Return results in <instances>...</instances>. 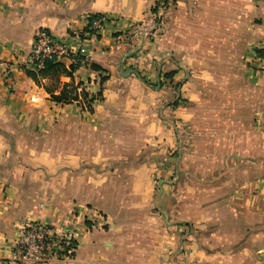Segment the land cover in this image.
<instances>
[{
	"label": "crops",
	"instance_id": "obj_1",
	"mask_svg": "<svg viewBox=\"0 0 264 264\" xmlns=\"http://www.w3.org/2000/svg\"><path fill=\"white\" fill-rule=\"evenodd\" d=\"M243 3L0 0V61L14 69L0 80V264H20L12 249L25 221L73 233L72 256L54 264H264V58L240 93L221 77L227 103L213 120L203 102L173 106L188 86L185 98L204 101L190 69H233L256 40L264 50ZM93 16L102 28L70 76H28L38 31L73 45ZM64 88L76 99L52 101ZM253 113L263 133L252 139ZM203 147L226 153L188 158ZM203 162L211 171H198Z\"/></svg>",
	"mask_w": 264,
	"mask_h": 264
},
{
	"label": "built area",
	"instance_id": "obj_2",
	"mask_svg": "<svg viewBox=\"0 0 264 264\" xmlns=\"http://www.w3.org/2000/svg\"><path fill=\"white\" fill-rule=\"evenodd\" d=\"M101 18L89 19L88 30L74 38V44L53 36L42 29L34 36L29 53L27 65L34 71L42 67L44 59L55 60L74 64L77 57L84 55V43L89 39H95L102 28ZM11 65L0 61V80L10 83L13 80ZM71 231H55L46 224L25 221L21 223L17 238L12 249V258L20 264H54L71 257L74 247Z\"/></svg>",
	"mask_w": 264,
	"mask_h": 264
},
{
	"label": "rangeland",
	"instance_id": "obj_3",
	"mask_svg": "<svg viewBox=\"0 0 264 264\" xmlns=\"http://www.w3.org/2000/svg\"><path fill=\"white\" fill-rule=\"evenodd\" d=\"M241 7L244 8L246 10L247 7L251 8V15H250V28H251V33L252 35H254V32L259 29L262 28L261 31H264V0H244V3L241 4ZM235 10H241L240 7L235 8ZM242 13V12H241ZM242 15H237V18L242 19ZM239 22L241 23L240 25H238V23H236L235 26V31L236 33L240 32V34H242L244 31L247 30V26L248 23L247 21H243L239 20ZM261 33V32H260ZM259 34V33H258ZM259 37V38H258ZM262 36L259 34L258 36H256V39H260ZM254 40V38H252L251 42ZM254 43H252L250 45L249 48H245L243 50H241L239 53H236L235 55V66L234 68H230V69H226V68H196V69H190V71H195V76L192 75V78L195 79L194 77H201L200 79L202 80V89L206 92V95L204 97V101H197V100H192L190 101L188 98H185L186 95L189 93L188 90H190V87L188 86L186 88V94H184L182 97L179 98V101L177 104L180 105V107L184 108V109H190L191 107L196 106L195 103L196 102H203V106L208 108L210 110V115H211V120H213L214 118L212 117V114H218V112H220L221 108H225L224 106H226L227 101H225L223 98V94L221 93L222 91H225V85L222 84L224 82H222L221 77H233L234 78V82L233 84H230L229 87L230 90H234L233 92L235 93H240L243 89V86H245L244 84V80L246 79V77H248V75L250 74V72L252 73V71H256L257 70V60L256 57L253 53L254 49H256V45L259 44L258 40L253 41ZM256 46V47H255ZM241 49V47H240ZM249 73V74H248ZM191 75V73H190ZM187 77H189V74H187ZM187 77L185 78L184 82L187 80ZM175 97V96H174ZM251 108H254V104H256V98H257V94L255 91L252 90L251 92ZM173 99V98H171ZM203 99V97H202ZM242 105V100H241V95L238 94L237 98L235 100V106L240 107ZM236 108V109H237ZM240 119V117H239ZM252 120V125L255 124L256 127V121L257 120V116L252 115L251 117ZM214 122V121H213ZM187 129V133L188 136H186V140L189 139H193L194 138V134L193 132H191L190 130H188V127H184ZM257 127L252 129V139L256 138L258 135L262 134L263 132H258L257 131ZM264 130V129H263ZM261 130V131H263ZM221 135H224V133L221 134V132H211V133H205V137H213V138H221ZM237 135V133H236ZM188 158L191 156H199L201 154H206V156H213V155H221L222 152L226 153L225 149H220V148H199V149H187L186 151ZM235 154L236 155H242V151L241 148H236L235 149ZM252 157L257 155V149L251 153ZM205 163V164H204ZM198 166L200 167V169L198 171L201 172L202 168H204L203 171H205L207 168L209 169V171H211L213 164H207L206 162H203L198 164ZM195 171V169H193Z\"/></svg>",
	"mask_w": 264,
	"mask_h": 264
},
{
	"label": "trees",
	"instance_id": "obj_4",
	"mask_svg": "<svg viewBox=\"0 0 264 264\" xmlns=\"http://www.w3.org/2000/svg\"><path fill=\"white\" fill-rule=\"evenodd\" d=\"M91 19H94L96 17H90ZM255 57L257 58H264V50L262 49H254L253 51ZM80 62V57L76 58V61L74 64H70L68 68L64 66L62 61L55 60V58H50V59H44L42 62V67L37 70H29L27 71L28 76L34 80L38 81L40 78H48L53 82H57L58 78L60 75H67L70 76V74L75 70L77 64ZM91 68L93 70H99V67L97 65H92ZM171 76L168 75V77ZM108 76L104 75L100 77L99 82H100V87L102 86L103 82L107 80ZM100 93V92H99ZM98 93V94H99ZM71 91H67L66 88L63 89V91L59 95H54L51 94V100L56 102V103H67L71 100H75L76 96L70 95ZM86 96V95H85ZM93 98L91 97L88 100L89 102H92ZM177 102L173 104V106H176ZM71 245L75 248V243L72 242ZM73 254V252H72ZM71 254V256H72Z\"/></svg>",
	"mask_w": 264,
	"mask_h": 264
},
{
	"label": "water",
	"instance_id": "obj_5",
	"mask_svg": "<svg viewBox=\"0 0 264 264\" xmlns=\"http://www.w3.org/2000/svg\"><path fill=\"white\" fill-rule=\"evenodd\" d=\"M134 52H131V53H129L128 55H127V57H129L131 54H133Z\"/></svg>",
	"mask_w": 264,
	"mask_h": 264
}]
</instances>
